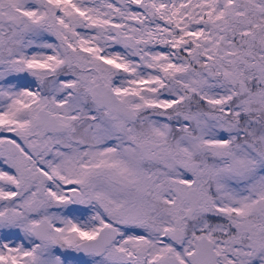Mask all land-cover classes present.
<instances>
[{"label":"snow or ice","instance_id":"6c2138e0","mask_svg":"<svg viewBox=\"0 0 264 264\" xmlns=\"http://www.w3.org/2000/svg\"><path fill=\"white\" fill-rule=\"evenodd\" d=\"M0 264H264V0H0Z\"/></svg>","mask_w":264,"mask_h":264}]
</instances>
